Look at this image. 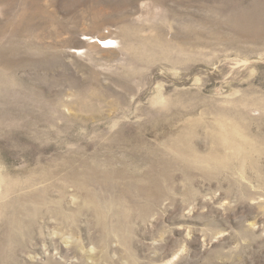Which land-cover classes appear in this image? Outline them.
<instances>
[{
	"label": "rangeland",
	"instance_id": "1",
	"mask_svg": "<svg viewBox=\"0 0 264 264\" xmlns=\"http://www.w3.org/2000/svg\"><path fill=\"white\" fill-rule=\"evenodd\" d=\"M0 264H264V0H0Z\"/></svg>",
	"mask_w": 264,
	"mask_h": 264
},
{
	"label": "bare ground",
	"instance_id": "2",
	"mask_svg": "<svg viewBox=\"0 0 264 264\" xmlns=\"http://www.w3.org/2000/svg\"><path fill=\"white\" fill-rule=\"evenodd\" d=\"M137 16V15H136ZM116 33V31H111V32H109V34H106L105 36H104V40L105 39H109V42L110 41H112V42H117L118 40V37H117V35L115 34ZM123 39V38H122ZM122 39H121V41H120V43L122 44L121 45V50H125V44H123L124 42L122 41ZM81 41V40H80ZM123 42V43H122ZM229 77V76H228Z\"/></svg>",
	"mask_w": 264,
	"mask_h": 264
}]
</instances>
